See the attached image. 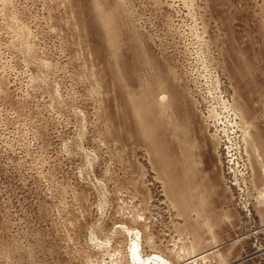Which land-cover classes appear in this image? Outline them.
<instances>
[{
	"label": "rangeland",
	"instance_id": "1",
	"mask_svg": "<svg viewBox=\"0 0 264 264\" xmlns=\"http://www.w3.org/2000/svg\"><path fill=\"white\" fill-rule=\"evenodd\" d=\"M0 264H264V0H0Z\"/></svg>",
	"mask_w": 264,
	"mask_h": 264
},
{
	"label": "bare ground",
	"instance_id": "2",
	"mask_svg": "<svg viewBox=\"0 0 264 264\" xmlns=\"http://www.w3.org/2000/svg\"><path fill=\"white\" fill-rule=\"evenodd\" d=\"M152 81H153V80H152ZM170 107H171V106H170ZM209 251H210V250H209ZM205 254H206V253H203V254H201V255H198V256H199V257H200V256L204 257V256H205ZM207 254H208V253H207ZM198 256H197V257H198Z\"/></svg>",
	"mask_w": 264,
	"mask_h": 264
}]
</instances>
